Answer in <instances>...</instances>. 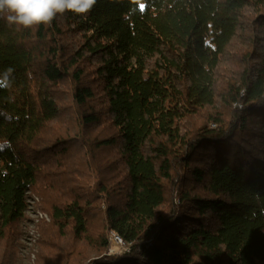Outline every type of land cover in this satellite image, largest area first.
Wrapping results in <instances>:
<instances>
[{
	"label": "trees",
	"instance_id": "obj_1",
	"mask_svg": "<svg viewBox=\"0 0 264 264\" xmlns=\"http://www.w3.org/2000/svg\"><path fill=\"white\" fill-rule=\"evenodd\" d=\"M30 191L49 216L34 264H264V0L0 18V264H20Z\"/></svg>",
	"mask_w": 264,
	"mask_h": 264
},
{
	"label": "rangeland",
	"instance_id": "obj_2",
	"mask_svg": "<svg viewBox=\"0 0 264 264\" xmlns=\"http://www.w3.org/2000/svg\"><path fill=\"white\" fill-rule=\"evenodd\" d=\"M213 127V125H211ZM74 159H76L77 168L82 169L84 171L83 179L81 177H76V182H91L93 179V170L91 166L84 161L85 152L81 147L75 146L74 147ZM69 173L73 174L76 170V167L73 168H65ZM79 170V169H78ZM81 174V173H80ZM71 180L69 181V183ZM64 184V183H63ZM72 183H70L71 186ZM66 185L64 184V187ZM76 195L83 193V190L75 189ZM72 192V191H70ZM85 195V194H84ZM86 196V195H85ZM27 210L25 212V222L26 224L23 236L19 238V244L17 245L18 254L20 258V264H34L36 254L41 250L40 240H42V232L43 228L48 225L49 223V216L47 211L44 209V205L42 202V197L40 192H29V198L27 203ZM70 236V235H68ZM65 236L64 240L58 238H52L50 242L54 243L55 245L51 244L53 247L52 250H60L62 253H65V258L71 257V253H75V249L79 246L78 243H72L70 237ZM68 237V242L65 238ZM73 241V240H72ZM76 242V241H75ZM108 242L109 246L107 248L108 254L119 255L123 252L127 251L124 250V247H127L125 244H121V246H116V244L112 241L111 233L108 234ZM75 246V247H73ZM112 250V252H109Z\"/></svg>",
	"mask_w": 264,
	"mask_h": 264
},
{
	"label": "clouds",
	"instance_id": "obj_3",
	"mask_svg": "<svg viewBox=\"0 0 264 264\" xmlns=\"http://www.w3.org/2000/svg\"><path fill=\"white\" fill-rule=\"evenodd\" d=\"M96 0H0V18L9 25L29 28L50 24L55 16L65 11L85 14Z\"/></svg>",
	"mask_w": 264,
	"mask_h": 264
},
{
	"label": "built area",
	"instance_id": "obj_4",
	"mask_svg": "<svg viewBox=\"0 0 264 264\" xmlns=\"http://www.w3.org/2000/svg\"><path fill=\"white\" fill-rule=\"evenodd\" d=\"M111 238H112V241L116 244V246H121V244L124 245L123 241L121 240V238L115 233V232H111ZM124 250H128L127 247H124ZM109 252L111 253L112 250H110L109 248Z\"/></svg>",
	"mask_w": 264,
	"mask_h": 264
}]
</instances>
